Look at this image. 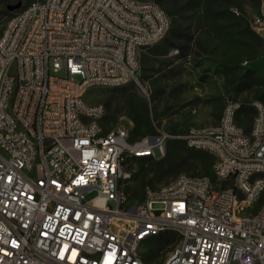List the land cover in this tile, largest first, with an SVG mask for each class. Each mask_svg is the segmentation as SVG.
<instances>
[{
	"label": "built area",
	"instance_id": "2783aa9c",
	"mask_svg": "<svg viewBox=\"0 0 264 264\" xmlns=\"http://www.w3.org/2000/svg\"><path fill=\"white\" fill-rule=\"evenodd\" d=\"M251 23L264 30V0ZM170 27L153 0H34L7 18L0 33V264H147L143 243L163 235L174 244L163 264H264L261 100L249 103V129L238 122L244 102L231 100L218 124L135 141L120 122L105 131V106L87 100L94 86L139 81L141 52ZM51 58L67 76L50 73ZM175 137L212 154L228 185L181 173L127 203L120 187L131 175L127 158L162 153ZM92 190L97 195L87 200Z\"/></svg>",
	"mask_w": 264,
	"mask_h": 264
},
{
	"label": "rangeland",
	"instance_id": "374dc122",
	"mask_svg": "<svg viewBox=\"0 0 264 264\" xmlns=\"http://www.w3.org/2000/svg\"><path fill=\"white\" fill-rule=\"evenodd\" d=\"M34 0H0V33L14 11L9 4ZM171 17L166 38L144 49L140 56L139 81L122 86H94L87 93L90 103L106 108L105 131L118 123L132 129L131 140L165 130L182 135L192 127L218 124L226 104L244 102L238 122L250 128L255 110L249 104L264 103V30L256 31L251 20L260 11V0H153ZM51 74L67 76L66 68ZM78 78V77H77ZM214 157L206 150L188 146L182 138H171L162 153L127 158L130 177L121 182L126 202L146 198L181 173L206 176L227 186L214 171ZM97 190L86 194L90 200ZM264 201V193L259 205ZM116 208L115 202L109 203ZM162 205H155L160 208ZM160 214V210H155ZM165 235L142 245L147 264H163L173 245Z\"/></svg>",
	"mask_w": 264,
	"mask_h": 264
},
{
	"label": "water",
	"instance_id": "95a60500",
	"mask_svg": "<svg viewBox=\"0 0 264 264\" xmlns=\"http://www.w3.org/2000/svg\"><path fill=\"white\" fill-rule=\"evenodd\" d=\"M21 6H22V1H19V2L14 3V4H9L7 7L10 11H15V10L21 8Z\"/></svg>",
	"mask_w": 264,
	"mask_h": 264
},
{
	"label": "trees",
	"instance_id": "16d2710c",
	"mask_svg": "<svg viewBox=\"0 0 264 264\" xmlns=\"http://www.w3.org/2000/svg\"><path fill=\"white\" fill-rule=\"evenodd\" d=\"M172 30H169V32L168 33H170ZM166 38V37H165ZM164 242L165 243H167V242H169V240L168 239H164Z\"/></svg>",
	"mask_w": 264,
	"mask_h": 264
}]
</instances>
